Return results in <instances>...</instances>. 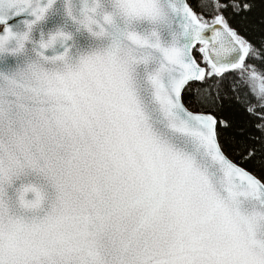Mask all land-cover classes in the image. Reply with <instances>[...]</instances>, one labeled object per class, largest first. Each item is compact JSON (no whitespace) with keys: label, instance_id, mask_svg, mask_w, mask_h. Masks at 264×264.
I'll list each match as a JSON object with an SVG mask.
<instances>
[{"label":"snow or ice","instance_id":"6c2138e0","mask_svg":"<svg viewBox=\"0 0 264 264\" xmlns=\"http://www.w3.org/2000/svg\"><path fill=\"white\" fill-rule=\"evenodd\" d=\"M0 264H264V0H0Z\"/></svg>","mask_w":264,"mask_h":264}]
</instances>
